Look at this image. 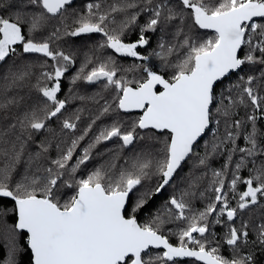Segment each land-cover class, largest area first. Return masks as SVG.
Instances as JSON below:
<instances>
[{
	"label": "snow or ice",
	"instance_id": "6c2138e0",
	"mask_svg": "<svg viewBox=\"0 0 264 264\" xmlns=\"http://www.w3.org/2000/svg\"><path fill=\"white\" fill-rule=\"evenodd\" d=\"M72 4L0 0V13H10L0 14V62L12 60L0 77V199L14 201L16 216L10 224L3 219L7 213H0V238L9 248L4 264H17L19 232L27 235L31 264H181L184 258L264 264V0H93L69 13ZM190 25L214 35L201 39ZM133 30L138 38L128 42ZM149 33L160 38L142 55L139 50L150 46ZM89 34L104 39L83 52L71 83L103 82L115 94L110 100L99 93L76 97L99 106L80 130L82 110L66 116L68 101L58 96L62 77L75 64V54L60 42ZM26 54L44 59L33 62ZM116 54L142 62L156 57L171 75L166 78L147 63L121 67ZM245 68L247 73L217 96V86ZM26 86L36 98L10 95ZM214 107L225 132L201 156L194 147L213 123ZM134 111L141 113L134 120L121 119L120 113ZM102 117L111 123L97 125ZM37 134L43 138L37 140ZM114 139L121 150L135 148L134 155L121 163L120 153L112 152L86 176L78 175L98 155V146ZM216 155H223L224 163L211 170L205 186L208 161ZM189 160L191 170L178 181ZM179 183L184 186L154 216L138 222V212ZM62 187L74 190L64 201L58 198ZM134 190L140 194L129 208ZM197 197H207L202 210L193 207ZM241 216L248 219L237 227ZM213 223L227 227L222 243L231 258L221 253ZM172 224L175 230L165 229Z\"/></svg>",
	"mask_w": 264,
	"mask_h": 264
},
{
	"label": "trees",
	"instance_id": "16d2710c",
	"mask_svg": "<svg viewBox=\"0 0 264 264\" xmlns=\"http://www.w3.org/2000/svg\"><path fill=\"white\" fill-rule=\"evenodd\" d=\"M93 2V0H74L72 6L68 9L69 13L72 12H79L85 9L86 4ZM12 11H15V9H12ZM4 15L10 14L9 12L0 13ZM145 17H141L139 23H144ZM257 22H261L260 20H257ZM192 34L201 38L206 39L214 35V33L211 30H204L199 29L194 26H191ZM150 36V46L145 49H140L142 55H148L153 49L156 48L157 41L160 38V34H148ZM138 38V30H133L128 37V42L135 41ZM167 38V37H166ZM104 38L101 34H89L82 37H65L62 42V48L65 52L68 53H74L75 54V64L71 65L66 72L65 76L62 77L61 80V86L62 90L58 94L60 99H66L68 101L67 104V111L65 112V115H70L75 113L77 110H82L81 112V122L79 124V129L82 130L91 119H93L97 112H98V105L94 103L91 99H85L80 100L76 97H94L98 93L107 97L109 100L111 99V96L115 93L112 92L111 89L105 90L103 88V82H97L95 84H88L84 81H77L75 85L71 83L73 77L76 76V74L79 72L82 61H83V52L87 51L89 48L94 47L98 42L102 41ZM106 55H113L111 50H106ZM243 55V52L241 53ZM26 57L28 60L33 62H41L43 61V57L40 54H26ZM115 58L119 65L121 67L127 68L133 64H140V63H147L149 67H151L154 71L160 72L161 74H165L166 78L171 75V69H166L162 67L161 61L156 58L152 57L148 61H140L133 57H121L118 54L115 55ZM174 59V58H173ZM51 63V62H49ZM12 65V60H9L7 63L0 62V77H2L4 74L7 73V70ZM88 69H86L87 71ZM247 68H245L244 72H237L234 74H230L227 79L223 81L222 84H219L216 88L217 96H219L221 93H226L227 89L230 88L233 84L238 82L239 76L244 75L247 73ZM144 75L143 73H137V76ZM132 78V74H129V79ZM34 82V81H33ZM18 92L20 95L27 97H32L33 99L37 97V93L30 87L26 86L22 89H16L11 90L10 95L15 94ZM213 115L215 119L213 120V123L210 125L209 129L206 130L203 139L200 141L199 145L195 149V153L198 155L203 156L205 153V147L206 145H210L216 136H223L225 132V124L223 117L216 114L215 107L213 108ZM244 115V111L240 110V116ZM139 114L136 112L131 113H120V117L125 122H130L131 120H134L136 117H138ZM240 118V117H237ZM216 120H220V124H216ZM111 120L108 117H102L101 120L97 121V125L102 124H110ZM51 126L55 128H59V122L56 120H53L51 122ZM95 131V127H94ZM78 134V133H77ZM43 135H46L44 133ZM43 135L37 134V140L42 139ZM159 135V134H158ZM90 137H87L84 142H82L84 145L87 144ZM241 145H243V141H238ZM120 142L118 140L109 141L106 144H102L98 146L97 153L98 155L95 156V159H93L87 166L86 169H83L78 175L80 176H86L88 171H91L94 167L99 166L100 164L105 163L107 160L111 158L112 152H119L121 156V163L124 159H128L132 157L136 151L135 148L132 146H129V148L121 150L119 148ZM34 147V146H33ZM32 148L29 149L31 151ZM52 155H55V151L53 150ZM222 157L225 160V157L223 155H216L209 159L208 167L215 169L216 168V159L219 157ZM235 159V157H234ZM191 164H193L192 160H189ZM187 164V163H186ZM186 164L183 166V170L180 172L179 177L177 178L178 181L181 180V178L185 177L188 174V171L186 170ZM22 170L25 165L22 162L19 166ZM242 172H246V170H242ZM248 174V173H247ZM16 179H19V177H16ZM184 185L183 183H179V187L174 185L175 194L179 191V188H182ZM169 189V188H168ZM168 189L159 197L152 200L144 209H142L140 212L137 213V219L141 216L148 217L149 219L155 215L157 208L160 206V200L162 198H166L168 196ZM140 191H143L141 189ZM74 194V190L64 188L62 187L59 192V199L61 201H64L68 199L71 195ZM140 194L139 191L134 190L133 193H130L129 198V205L128 207L131 208V206L135 203L137 196ZM193 207L199 205L198 197L192 201ZM15 204L14 201H12L10 198H4L0 199V213H7L6 216L3 217V219L7 220L10 224H14L16 222V216L14 213ZM239 218V217H238ZM179 223V222H177ZM168 227L176 229V224L172 225H166L165 229ZM167 233V231H165ZM171 239L175 240L177 242V239L175 236H170ZM16 243L18 246V252L16 254V262L17 264H31V252L27 247V235L24 232H19L16 238ZM9 254V248L5 240L0 238V264H4V261L8 258ZM184 262L181 261V264Z\"/></svg>",
	"mask_w": 264,
	"mask_h": 264
},
{
	"label": "flooded vegetation",
	"instance_id": "af4514ba",
	"mask_svg": "<svg viewBox=\"0 0 264 264\" xmlns=\"http://www.w3.org/2000/svg\"><path fill=\"white\" fill-rule=\"evenodd\" d=\"M160 90H162V89H160ZM136 113H138L139 115L141 114L140 112H136ZM203 136H204V134L198 140L197 144L194 147V150L197 148V146L199 145L200 141L203 139ZM223 163H224V159L220 156L218 159H216V168L215 169H220L221 166L223 165ZM191 168H192V164L190 162H187V164H186V170L188 171V173L191 170ZM211 170H213V168L208 167V169H207V177H206V179L204 181V185L205 186L207 185L208 180L211 179ZM241 175H243V176L246 177L248 174L246 172H241ZM243 189H244V186L243 185H239L238 186V190L242 191ZM201 190H203V187L201 188ZM173 193H174V186L173 187H169V189H168V196L172 195ZM211 195H212V193H210V192L207 193V197H210ZM167 197L166 198H162L160 200V205L164 203V201L167 199ZM207 197L204 198V199H201V198L198 197L199 205L196 206L195 209L202 210L205 207V205L207 204V202H208ZM231 203H232V206H235V201L234 200ZM213 219H214V217H210L209 218L210 222H212ZM246 219H248L247 216H241V217H239L236 220V222H235L236 226L239 227L240 226V223H241V220H246ZM148 220H149V218L148 217H145V216H141V217L138 218V222L141 223V224L147 222ZM211 231L215 233V237L217 239L221 240V244H222L221 253L224 256H226L228 258H231V256H232L231 250L228 248L227 245H224L222 243V238L224 237V234L227 231V227L224 224H219L218 225V224H214L213 223L212 224ZM165 234L167 235L168 233L165 232ZM170 242H172L173 244L177 243V242H175V240H173L171 238H170ZM181 261L184 262L183 264H201V262L196 261L194 258H184Z\"/></svg>",
	"mask_w": 264,
	"mask_h": 264
},
{
	"label": "bare ground",
	"instance_id": "6f19581e",
	"mask_svg": "<svg viewBox=\"0 0 264 264\" xmlns=\"http://www.w3.org/2000/svg\"><path fill=\"white\" fill-rule=\"evenodd\" d=\"M74 1V0H73ZM159 87V86H158ZM134 112H138V111H134ZM209 162V161H208ZM30 250V249H29ZM31 252V251H30Z\"/></svg>",
	"mask_w": 264,
	"mask_h": 264
}]
</instances>
